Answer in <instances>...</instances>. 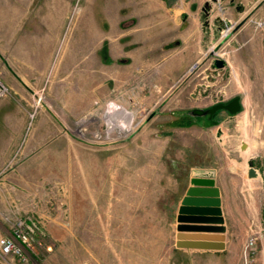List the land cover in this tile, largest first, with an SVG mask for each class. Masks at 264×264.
I'll return each instance as SVG.
<instances>
[{
	"label": "rangeland",
	"instance_id": "1",
	"mask_svg": "<svg viewBox=\"0 0 264 264\" xmlns=\"http://www.w3.org/2000/svg\"><path fill=\"white\" fill-rule=\"evenodd\" d=\"M0 73V235L34 219L40 264H168L197 166L264 218V0H0Z\"/></svg>",
	"mask_w": 264,
	"mask_h": 264
},
{
	"label": "crops",
	"instance_id": "2",
	"mask_svg": "<svg viewBox=\"0 0 264 264\" xmlns=\"http://www.w3.org/2000/svg\"><path fill=\"white\" fill-rule=\"evenodd\" d=\"M4 104L5 102L0 104V120L8 114V112L2 111ZM7 125V130H0V161L2 160L1 157L10 156V123L8 122ZM11 139L13 140L12 135ZM195 169L214 170L216 172V186L220 191L221 210L224 226L226 227L224 248L182 249L176 247L173 251L172 260L168 264H243L242 255L250 233L257 229L264 231V218L262 217L261 221H256L253 217L252 212L255 207L253 206L254 203H252L253 199L251 197L233 193L229 182L233 177L237 178L238 175L232 174L229 167L220 170L212 166H197L191 170L190 180L192 178V171ZM0 174H2L0 177V213H3L2 205L10 204L14 196L10 195V176L12 173L10 171H0ZM190 186L191 183L189 182L187 190ZM186 194L187 191L184 197ZM261 207L263 210V205ZM9 233H11V229ZM2 236L4 235H0V237Z\"/></svg>",
	"mask_w": 264,
	"mask_h": 264
},
{
	"label": "water",
	"instance_id": "3",
	"mask_svg": "<svg viewBox=\"0 0 264 264\" xmlns=\"http://www.w3.org/2000/svg\"><path fill=\"white\" fill-rule=\"evenodd\" d=\"M223 62H219L222 66ZM239 96L221 102L211 108H196L190 112L193 117H213L220 110L231 114L239 113ZM246 149V144L242 147ZM250 179H256L255 168L248 170ZM214 170L195 169L192 171L191 186L183 198L178 214L177 248L182 249H223L226 240L224 218L221 210L220 191L216 186Z\"/></svg>",
	"mask_w": 264,
	"mask_h": 264
},
{
	"label": "built area",
	"instance_id": "4",
	"mask_svg": "<svg viewBox=\"0 0 264 264\" xmlns=\"http://www.w3.org/2000/svg\"><path fill=\"white\" fill-rule=\"evenodd\" d=\"M10 93L9 85L0 73V100ZM39 224L32 218L19 217L12 227L11 233L0 237V257L6 264H40L31 254L36 253V248L41 245L38 236L43 235ZM254 239L248 240L243 251V264H256Z\"/></svg>",
	"mask_w": 264,
	"mask_h": 264
},
{
	"label": "flooded vegetation",
	"instance_id": "5",
	"mask_svg": "<svg viewBox=\"0 0 264 264\" xmlns=\"http://www.w3.org/2000/svg\"><path fill=\"white\" fill-rule=\"evenodd\" d=\"M214 116V115H213ZM209 117V116H208Z\"/></svg>",
	"mask_w": 264,
	"mask_h": 264
}]
</instances>
